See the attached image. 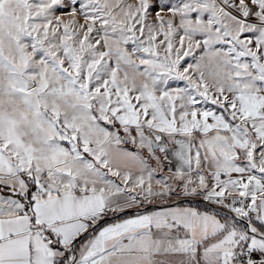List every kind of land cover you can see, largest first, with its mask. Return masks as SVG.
Listing matches in <instances>:
<instances>
[{
  "label": "snow or ice",
  "instance_id": "obj_1",
  "mask_svg": "<svg viewBox=\"0 0 264 264\" xmlns=\"http://www.w3.org/2000/svg\"><path fill=\"white\" fill-rule=\"evenodd\" d=\"M0 264H264V0H0Z\"/></svg>",
  "mask_w": 264,
  "mask_h": 264
}]
</instances>
